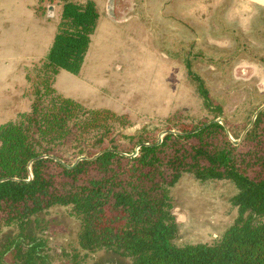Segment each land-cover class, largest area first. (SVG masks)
<instances>
[{"label": "trees", "instance_id": "16d2710c", "mask_svg": "<svg viewBox=\"0 0 264 264\" xmlns=\"http://www.w3.org/2000/svg\"><path fill=\"white\" fill-rule=\"evenodd\" d=\"M99 20L93 0H64L46 56L26 74L30 108L0 125V235L17 229L0 251V264H54L47 239L31 225L58 206L79 225L71 264H85L99 251L131 264H264V110L239 145L213 119L173 124L169 129L179 134L168 133L161 143L155 131L147 132L123 148V134L114 128L118 116L56 88L61 71L83 69ZM193 78L206 107L221 113L205 83ZM136 145L139 154L130 156ZM186 174L236 188L238 217L212 243H177L171 189Z\"/></svg>", "mask_w": 264, "mask_h": 264}, {"label": "rangeland", "instance_id": "374dc122", "mask_svg": "<svg viewBox=\"0 0 264 264\" xmlns=\"http://www.w3.org/2000/svg\"><path fill=\"white\" fill-rule=\"evenodd\" d=\"M95 1L103 25L93 36L81 72L58 74L56 88L62 95L118 116L120 120L114 128L123 134V148L131 147L147 132L155 131L161 143L168 133L179 134L169 129L173 124L213 119L226 128L235 145L242 142L264 110L263 8L241 0H115L116 7L114 0ZM26 2L41 17L37 21L32 18L30 31L37 28L38 33L41 28V44L43 37L49 44L61 21L64 0ZM10 7H15L14 13L19 16L17 5L0 0V49L8 45L12 18L5 17V10ZM26 27L25 24V33L21 31L20 37L24 35L27 44L20 40L19 47L15 46L18 50L0 51V125L16 117L12 111L30 108V98L25 95L26 74L48 52L43 53L33 37L28 46ZM192 74L205 83L221 106V113L206 107ZM32 76L35 79L37 72ZM20 81L18 89L24 88L25 93L14 91L4 98L5 83ZM140 147L136 145L130 156H137ZM236 192L230 182L203 183L184 175L171 189L172 211L179 224L177 243L209 244L219 239L238 217V208L232 202ZM37 219V224L31 225L32 231L47 239L54 264H71L68 255L78 248L79 225L69 209L54 207ZM16 232V227L3 230L0 251ZM6 258L11 259L9 255ZM84 263L131 261L116 253L99 251L87 255Z\"/></svg>", "mask_w": 264, "mask_h": 264}, {"label": "crops", "instance_id": "0c3cea01", "mask_svg": "<svg viewBox=\"0 0 264 264\" xmlns=\"http://www.w3.org/2000/svg\"><path fill=\"white\" fill-rule=\"evenodd\" d=\"M7 1L11 2V4L17 5L18 11H19V16L15 15V13H14V9H15L16 6L7 8V10H5L6 13H7V16L4 14L5 17L9 16L10 18H12V20L10 21V30L8 32V37H7V44L8 45H7L6 48L0 49V51H2V52L4 51V52L9 53V52H12L14 50H18L19 48H16V47H19L17 44H18V42L20 40H21L22 44L26 43L24 35L22 37H20V32L21 31L22 32L24 31L23 34L25 33L24 25L26 24L27 25V27H26V33H27L26 39H27V42H28V46H30V38L33 37L35 40H37L39 42V43L36 42L37 46L42 47L43 48V53L46 54V52L48 51L50 45L52 44V42L54 40L56 32L53 34L52 40H51V42L49 44H47V42L45 43V37H43V43L41 44V35H42L41 34V28L39 29L38 33H37V28L35 30H33V32L30 31L31 27L29 25H30V21L32 20V18L36 19V21L41 19L40 16H37L35 14V12H34V10L32 8V5L29 2L27 3L26 0H7ZM93 1L97 4V2L95 0H93ZM123 1H125V0H123ZM241 1H243L244 3L259 5V6L264 8V6H262L261 4L256 3L255 0H241ZM97 7H98V4H97ZM31 12H33V14H32L33 17H31V19H30ZM61 13H62V9L60 11V15H61ZM25 14L28 16V20H25ZM15 19L17 20V23H13V22H15L14 21ZM12 24H14L13 27H12ZM102 25H103V23H102V14L100 13V20H99V23H98L97 30H99ZM38 26H39V24H38ZM95 35H96V32H95L94 36ZM92 42H93V38H92ZM15 83L16 84H13V85H10L9 83L8 84L5 83L6 87L3 88L4 89V98H8V94L11 93V92H14V91H19L20 94H23L24 88L22 90L18 89V86L21 85L22 81H20V84H19V82H15ZM27 87H28V84H27ZM3 89H2V91H3ZM1 109H3V108H1ZM23 111H25V110H21V108H18L16 110L12 111L11 113H15L16 112L17 115H18L19 113H21Z\"/></svg>", "mask_w": 264, "mask_h": 264}, {"label": "clouds", "instance_id": "9594fccd", "mask_svg": "<svg viewBox=\"0 0 264 264\" xmlns=\"http://www.w3.org/2000/svg\"><path fill=\"white\" fill-rule=\"evenodd\" d=\"M255 2L264 6V0H255Z\"/></svg>", "mask_w": 264, "mask_h": 264}, {"label": "water", "instance_id": "95a60500", "mask_svg": "<svg viewBox=\"0 0 264 264\" xmlns=\"http://www.w3.org/2000/svg\"><path fill=\"white\" fill-rule=\"evenodd\" d=\"M264 108V107H263ZM85 159L84 157H81L79 160Z\"/></svg>", "mask_w": 264, "mask_h": 264}]
</instances>
